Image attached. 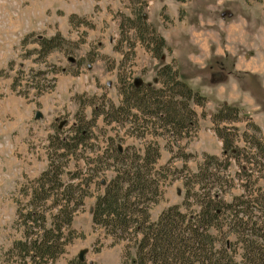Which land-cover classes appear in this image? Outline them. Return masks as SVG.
Listing matches in <instances>:
<instances>
[{"label":"rangeland","instance_id":"obj_1","mask_svg":"<svg viewBox=\"0 0 264 264\" xmlns=\"http://www.w3.org/2000/svg\"><path fill=\"white\" fill-rule=\"evenodd\" d=\"M195 4L196 0L189 3L185 9L188 16L182 21L179 9L183 10V4L174 0H0V264H19L18 259L8 258L6 254L13 242L21 238L15 225L14 200L26 204L29 200L26 197L36 187L35 181L48 166L49 155L55 160V152L57 155L63 152L58 150L61 148L58 138L64 142L73 136L72 126L79 118L92 122L95 107L103 106L106 112L109 106L120 105L122 83H133L135 78H140L143 84L157 89V70L175 58L178 78L193 92L199 94L194 83L188 85L189 76L199 77L202 92L209 82L213 86L222 85L228 70L216 69L214 63L211 64L216 76L209 82V77L206 80L200 77L207 72L192 70L186 74L181 66L188 46L184 32L194 19ZM226 5L246 31L235 48H247L251 40L258 44L259 38L250 33L264 28V8L251 15L245 11L242 0H230ZM136 9L145 16L144 28L148 34L164 39L166 47L159 60L141 44L134 29L126 28L127 19L133 18ZM52 38L62 41L45 58L39 53V45ZM256 99L257 104L242 109L239 103L229 104L240 111L237 121L220 125L226 126L234 140L232 154L224 157L222 142L214 134L215 125L208 119L209 113L212 116L220 110L222 102L207 105L206 101L202 111L205 119L198 117L197 129L191 131L190 139L185 136L178 142V148L172 150L169 147L174 145L166 147L165 137L155 136L162 129L152 126L144 129L142 119L135 125L126 118L114 122L100 113L86 133L85 142L74 154L70 152L59 161L66 165L64 182L80 185L87 197L71 225L80 236L74 238L54 264H67L77 256L88 264H132L135 259L134 237L117 240L107 236L104 229L94 228L92 223L96 198L117 176L116 170L122 172L121 165L115 163V153H122L129 163L141 157L147 146L150 152L153 145L159 147V159L151 165L159 192L155 202L148 206L151 222L173 206L186 215L198 213L194 197L187 199L190 190L185 182L195 183L193 175L203 163L202 155L219 154L212 172L217 170L219 188L225 190L223 203L235 205L263 196L264 159L258 148L264 147V98L258 95ZM194 108L199 115L201 110ZM139 124L143 125L144 136L137 129ZM254 141L259 143L257 148ZM194 190L199 192L196 186ZM53 200L55 197L44 206H52ZM252 208L253 216L258 217V204ZM228 222L229 219L224 222V233ZM213 234L221 236L217 231ZM242 239L239 235L226 239L235 250L234 264H242L246 246ZM220 247V243L215 245L216 249Z\"/></svg>","mask_w":264,"mask_h":264},{"label":"trees","instance_id":"obj_2","mask_svg":"<svg viewBox=\"0 0 264 264\" xmlns=\"http://www.w3.org/2000/svg\"><path fill=\"white\" fill-rule=\"evenodd\" d=\"M126 22L127 30L134 29L146 50L155 59H161L166 47L164 39L148 34L150 32L144 28V15H141L139 9L134 10L133 18H128ZM58 41L62 39L45 40L39 45V53L46 58L59 47ZM156 79L159 85L157 89L144 84L135 87L133 83H122L119 88L122 97L119 106H109L106 112L103 106L101 109L95 107L92 122L79 118L72 126L73 136L64 142L58 138L57 143L61 146L58 150L63 152L59 155L55 152V160L49 155L47 169L35 181L36 187H32L26 197L29 199L26 204L22 205L19 199L15 201V225L21 238L15 240L6 252L8 258L18 259L19 264H54L74 238L80 236L71 225L87 195L80 189V185H67L64 182L66 165L59 161L70 152L74 154L85 142L86 133H89L100 113L109 116L114 122L126 118V121L135 125L142 119L144 129H149L150 126L162 129L155 136L165 137L166 147L174 145L169 147L171 150L178 148L177 144L183 138L190 139V133L197 129L198 121L191 104L203 108L205 98L179 80L173 62L160 67ZM238 111L240 110L236 107L222 105L210 117L215 125L214 134L222 142L223 157L228 153L232 154L234 140L226 131V126L221 128L220 125L237 121ZM200 116L204 118L205 114L201 113ZM142 124L137 129L144 136ZM257 144L259 143L254 141L255 148ZM146 149L141 157L134 158L129 163L122 153H115V163L121 165L122 172L116 170L117 176L105 187L102 195L96 198L92 210L94 228L104 229L107 236L117 240H123L124 236L134 237L133 264H234L235 250L226 242L231 235H239L243 238V245H246L241 256L242 264H264V195L250 201L235 202V205L223 203L225 190L219 188L217 170L212 172L219 160L215 155H202L203 163L199 164L198 172L193 175L195 183L185 182L190 190L187 199L194 197L199 207L198 213L190 212L186 215L179 207L173 206L165 209L157 221L151 222L148 206L159 196L151 165L157 162L160 154L158 146L153 145L151 152L149 146ZM118 151L121 152L120 148ZM258 152L264 159L263 146L258 148ZM228 166L229 162L224 170ZM195 186L199 189L198 193L194 190ZM21 195L24 196V193ZM54 197L52 206L45 207ZM255 204L260 208L258 217L253 216L255 210L252 206ZM227 219L228 229L224 233L223 226ZM214 231L221 235L220 238L213 234ZM217 243H220V249L215 248ZM67 264L87 263L76 257L67 261Z\"/></svg>","mask_w":264,"mask_h":264},{"label":"crops","instance_id":"obj_3","mask_svg":"<svg viewBox=\"0 0 264 264\" xmlns=\"http://www.w3.org/2000/svg\"><path fill=\"white\" fill-rule=\"evenodd\" d=\"M192 1L185 0L182 3V21L188 16V10L185 9ZM227 1L230 0H217L215 3L209 0H196L194 19L184 32L186 34L184 42L188 46H185V57H182L181 66L184 67L186 74L192 70H195L194 73L201 70L207 72L200 77L204 80L209 77L208 82L210 79L214 80L216 76L211 63L217 65L216 69L228 70L227 78L224 77L225 81L222 85L213 86L209 82L204 92L200 89L198 76H189L187 82L188 85L194 83L198 92L207 97V105L236 102L240 107L246 108L248 104H257L258 95L264 98V28L260 32L250 33L253 37L259 38L258 44L251 40L247 43V48L237 50L235 46L246 31L236 21L233 12L228 9ZM242 5L245 11L252 15L264 8V0L259 2L242 0ZM245 23L242 19V24ZM177 66H179L178 62ZM248 101L250 103H246Z\"/></svg>","mask_w":264,"mask_h":264},{"label":"water","instance_id":"obj_4","mask_svg":"<svg viewBox=\"0 0 264 264\" xmlns=\"http://www.w3.org/2000/svg\"><path fill=\"white\" fill-rule=\"evenodd\" d=\"M141 83H142V81H141V79H139V78H136V79L134 80V84H135V86H139V85H141ZM79 259H80V260H83V258H81V257H79Z\"/></svg>","mask_w":264,"mask_h":264}]
</instances>
